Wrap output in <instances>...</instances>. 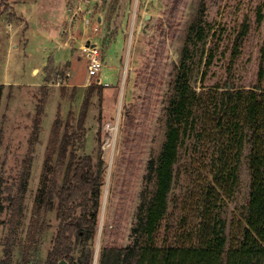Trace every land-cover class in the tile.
Instances as JSON below:
<instances>
[{
	"label": "rangeland",
	"instance_id": "obj_1",
	"mask_svg": "<svg viewBox=\"0 0 264 264\" xmlns=\"http://www.w3.org/2000/svg\"><path fill=\"white\" fill-rule=\"evenodd\" d=\"M200 1L0 0V178L12 182L30 158L10 264H20L54 121L60 115L64 122L71 119L76 125L87 87L96 82L88 74L87 52L78 49L87 38L100 46L104 61L100 75L110 84L103 99L93 95L85 145L77 149L80 156L90 155L94 163L103 158L107 165L99 229L92 242L94 264L102 247H124L131 242L147 163L164 138V106L174 66ZM205 2L212 27L207 48L213 47L215 56L205 76L202 67L193 85L198 89L201 85L264 86V77L260 80L264 0ZM62 35L70 40L69 47ZM64 46L69 48L71 64ZM207 54L208 50L205 59ZM246 166L243 163L229 216L245 201ZM16 191L14 187L13 194ZM9 216L8 211L0 215V259L6 258ZM58 223L55 210L44 216L30 264H44Z\"/></svg>",
	"mask_w": 264,
	"mask_h": 264
},
{
	"label": "trees",
	"instance_id": "obj_2",
	"mask_svg": "<svg viewBox=\"0 0 264 264\" xmlns=\"http://www.w3.org/2000/svg\"><path fill=\"white\" fill-rule=\"evenodd\" d=\"M211 31L201 0L174 66L164 106V138L147 163L131 242L102 247L97 264H264V86L193 85L202 67L205 76L213 62L214 49L207 48ZM263 66L264 42L260 80ZM106 88L97 82L88 85L76 125L60 115L54 121L20 264L33 261L43 218L53 210L59 223L44 264L62 259L94 264L92 242L99 229L107 165L103 158L94 163L90 155L80 156L77 149L85 145L92 97L103 99ZM243 163L249 175L247 195L229 216ZM24 164L12 182L0 178V215L10 213L6 258L0 264H10L30 158ZM76 246L79 254L74 256Z\"/></svg>",
	"mask_w": 264,
	"mask_h": 264
},
{
	"label": "built area",
	"instance_id": "obj_3",
	"mask_svg": "<svg viewBox=\"0 0 264 264\" xmlns=\"http://www.w3.org/2000/svg\"><path fill=\"white\" fill-rule=\"evenodd\" d=\"M81 49L84 52H87L89 57V64L87 66L88 74L90 78H95L97 83L109 86V82L101 77V70L104 65L102 51L100 46L96 43H85L81 46ZM67 76H70V72L67 73Z\"/></svg>",
	"mask_w": 264,
	"mask_h": 264
},
{
	"label": "crops",
	"instance_id": "obj_4",
	"mask_svg": "<svg viewBox=\"0 0 264 264\" xmlns=\"http://www.w3.org/2000/svg\"><path fill=\"white\" fill-rule=\"evenodd\" d=\"M64 30H66V28L64 29ZM63 31V30H62ZM62 37V40H64V42H65V44H67L68 45V47H69V43H70V40L68 41L66 38H67V36H66V38H65V36H61ZM72 38V36L70 35L69 36V38ZM77 41H80V40H77ZM89 41H91V43H94V41L91 39V38H87L86 40H85V42L83 43L82 41L80 42V44H79V46H78V49L80 48L81 49V46H83V44H85V43H89ZM79 43V42H78ZM64 44V43H63ZM65 47V46H64ZM67 46L65 47V48H63L64 50V53H65V56H66V58H67V52L69 51V48H68ZM68 48V49H67ZM58 49V51H62V48L60 49L59 47L57 48ZM67 61H69L70 62V64H71V60H69L68 58H67Z\"/></svg>",
	"mask_w": 264,
	"mask_h": 264
},
{
	"label": "water",
	"instance_id": "obj_5",
	"mask_svg": "<svg viewBox=\"0 0 264 264\" xmlns=\"http://www.w3.org/2000/svg\"><path fill=\"white\" fill-rule=\"evenodd\" d=\"M57 264H71V263L66 259H62Z\"/></svg>",
	"mask_w": 264,
	"mask_h": 264
}]
</instances>
